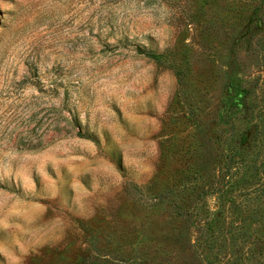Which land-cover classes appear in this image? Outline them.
Segmentation results:
<instances>
[{"label":"rangeland","instance_id":"374dc122","mask_svg":"<svg viewBox=\"0 0 264 264\" xmlns=\"http://www.w3.org/2000/svg\"><path fill=\"white\" fill-rule=\"evenodd\" d=\"M0 264H264V0H0Z\"/></svg>","mask_w":264,"mask_h":264},{"label":"trees","instance_id":"16d2710c","mask_svg":"<svg viewBox=\"0 0 264 264\" xmlns=\"http://www.w3.org/2000/svg\"><path fill=\"white\" fill-rule=\"evenodd\" d=\"M147 56H153V52H145Z\"/></svg>","mask_w":264,"mask_h":264}]
</instances>
